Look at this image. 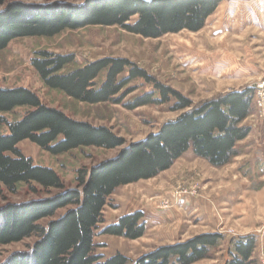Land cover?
<instances>
[{"label": "trees", "instance_id": "trees-1", "mask_svg": "<svg viewBox=\"0 0 264 264\" xmlns=\"http://www.w3.org/2000/svg\"><path fill=\"white\" fill-rule=\"evenodd\" d=\"M222 1L85 0L81 5H29L0 0V50L16 38H51L88 26H117L149 39L184 30L195 33ZM30 64L46 88L88 105H119L134 91L128 85L141 80L151 89L126 103V109L167 104L178 116L144 139L126 144L106 127L75 121L49 108L26 88L0 87V194H17L23 187L30 193L38 192L36 187L56 191L46 198L0 206V248L35 238L26 251L10 254L1 264H194L206 259L224 235H197L130 260L119 253L106 259L97 254L95 233L104 224L103 209L118 188L156 177L186 152L215 168L228 164L237 155L236 144L250 133L251 127L242 122L252 112L255 87L193 105L124 58L106 57L75 67L71 55L40 51ZM23 141L51 156L90 147L122 149L112 159L77 171L75 188L68 189L52 169L34 165L18 150ZM141 219V212L124 215L99 234L136 240L145 231ZM256 238L247 234L228 240L222 264H258L251 261Z\"/></svg>", "mask_w": 264, "mask_h": 264}, {"label": "rangeland", "instance_id": "rangeland-1", "mask_svg": "<svg viewBox=\"0 0 264 264\" xmlns=\"http://www.w3.org/2000/svg\"><path fill=\"white\" fill-rule=\"evenodd\" d=\"M6 1L29 5H81L85 0ZM40 51L71 55L75 67L106 57L124 58L161 84L187 97L193 105L199 104L225 92L264 84V0H223L208 17L204 27L195 33L184 30L149 39L127 33L117 26H88L75 31L66 30L51 38H16L0 50V87L26 88L49 108L60 110L75 121L106 127L122 137L126 144H131L155 133L163 123L175 119L178 113L170 112L167 104L126 109V103L151 89L150 85H142L141 80L128 85L134 91L119 105H88L46 88L30 64L34 54ZM219 58L226 59L230 65L226 74L240 72L241 77L231 81L202 73L207 64ZM203 79L207 81L206 85L201 84L204 83ZM263 122L264 112L258 110L253 99L252 112L242 125L252 123L258 127ZM249 134L236 144L237 155L220 168L210 166L188 151L186 153H191L193 157L186 160V155L181 159L183 154L168 170L156 177L122 186L121 190L118 188L103 209L104 224L99 226L94 238L96 253L104 259L119 253L135 260L158 247L183 243L197 235L222 234L223 241L217 248L206 259L194 263L222 264L227 259L228 240L249 232L257 236L251 261L264 264L260 258L263 256L264 261V135L262 140L260 134L253 135L249 140L252 147L246 149L244 145ZM17 148L34 165L52 169L68 189L75 188L77 171L88 170L112 159L122 149L90 147L51 156L29 141L19 143ZM36 189V193H30L24 187L17 194L3 191L0 206L46 198L56 193L54 190L46 192L39 187ZM158 191V198L146 199ZM181 199L193 201L204 221H195V217H192L194 212L183 213L178 207ZM148 203L165 217L169 225L164 223L161 228L136 240L99 234L104 226L114 223L118 216H124L126 210L139 209ZM62 212H57L56 217ZM154 231L162 235H157V238L156 233H152ZM172 232L175 234L174 241L169 242ZM34 241L35 238H30L1 247L0 264L10 254L26 251Z\"/></svg>", "mask_w": 264, "mask_h": 264}, {"label": "crops", "instance_id": "crops-1", "mask_svg": "<svg viewBox=\"0 0 264 264\" xmlns=\"http://www.w3.org/2000/svg\"><path fill=\"white\" fill-rule=\"evenodd\" d=\"M208 66L207 67H204L203 68V71L202 73H206V75H212L215 76V77H222V78H227V79H230L232 81V79H237L238 77H241V73L239 72L238 74L234 73V75L232 73L230 74H226L229 73V70H230V65L227 63V60L226 59H223V58H219L217 61H214L213 63H209L207 64ZM185 66V64H184ZM223 73L225 75H223ZM221 74V75H220ZM203 82L204 83H201V84H207V81H205L203 79ZM251 84V83H250ZM203 85V86H205ZM248 126L251 127V133L249 134V137H248V141L245 143V147L246 149H249L252 147V144L250 143V138L253 136V135H258L260 134V139L262 140V137L264 135V122L260 125H258V127L254 126V124H248ZM188 155V157H186V160H188L189 157H193L192 154L190 153V155L188 153L184 154L181 159L185 158V156ZM126 187V186H124ZM121 190V188H120ZM121 194H122V191H120ZM160 195L159 191L156 192V193H151V195L149 197H147L146 199H155V198H158ZM193 201H190L188 199H181L180 202H179V206L180 207L179 209H182L183 213L185 212V214H191L194 212V215L192 217H195L194 220H198V222H203L204 221V217L203 215H201V213L199 212L200 210L198 209L197 210V206H194V203H192ZM119 206L121 203H119ZM129 210L130 208L127 207ZM134 211H139L142 213L143 215V218H142V221L143 223L145 224V232H144V235L146 234H149L148 232L151 233L152 230L154 229H158V228H161L163 226V224H167L169 225V223L166 222L165 220V217L163 218L161 214H159L155 209H153L151 206H150V203H148L146 206L144 207H140L139 209H131L130 211L126 210L123 214L124 215H127V214H130ZM119 218V216L117 217V219ZM115 219V220H117ZM174 220V219H172ZM176 221H174L175 223ZM182 227V225H181ZM251 232V231H250ZM153 234L156 233V231L152 232ZM246 234H249L246 233ZM157 235H162L160 233H156L155 237H157ZM185 235V234H184ZM180 236H183V235H180ZM174 237H175V234L172 232L170 234V241L169 242H172L174 241ZM158 238V237H157ZM261 258V263H263V256L260 257Z\"/></svg>", "mask_w": 264, "mask_h": 264}, {"label": "built area", "instance_id": "built-area-1", "mask_svg": "<svg viewBox=\"0 0 264 264\" xmlns=\"http://www.w3.org/2000/svg\"><path fill=\"white\" fill-rule=\"evenodd\" d=\"M254 100L258 110L264 112V84L255 86Z\"/></svg>", "mask_w": 264, "mask_h": 264}]
</instances>
